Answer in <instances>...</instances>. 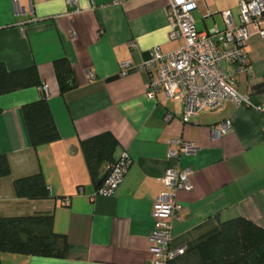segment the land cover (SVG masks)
I'll list each match as a JSON object with an SVG mask.
<instances>
[{"label":"crops","instance_id":"0c3cea01","mask_svg":"<svg viewBox=\"0 0 264 264\" xmlns=\"http://www.w3.org/2000/svg\"><path fill=\"white\" fill-rule=\"evenodd\" d=\"M168 1L77 0L70 6L66 0H32L31 10L22 0L28 11L18 14L13 0H0V62L10 70L38 67L60 133L58 140L31 146L22 109L42 97L40 87L0 96V156L11 166V174L0 178V216L51 212L53 231L69 243L66 257L2 252L1 264H152L153 208L166 190L169 168L195 172L193 189L178 194L183 209L172 249H192L237 217L264 228V111L228 100L184 121L180 101L163 91L156 99L146 96L150 75L136 66L156 48L168 53L183 44L170 37ZM242 1L196 0L198 29L225 28L224 10L239 24ZM251 32L252 74L239 73L236 87L264 106V37ZM64 57L74 85L62 93L54 62ZM125 62L131 64L122 76ZM229 119L231 131L216 134ZM105 132L118 143L114 160L127 149L133 162L113 195L92 198L97 182L82 142ZM182 143L196 145V152L171 157ZM39 172L50 197H18L15 180Z\"/></svg>","mask_w":264,"mask_h":264},{"label":"built area","instance_id":"2783aa9c","mask_svg":"<svg viewBox=\"0 0 264 264\" xmlns=\"http://www.w3.org/2000/svg\"><path fill=\"white\" fill-rule=\"evenodd\" d=\"M27 1L33 10L32 0ZM66 1L70 6L77 5V0ZM13 2L16 13L28 11L22 5V0ZM196 8V0L168 1L170 37L182 39L183 44L168 53L156 48L150 59L136 66L138 69H145L150 75L146 84V96L156 99L163 91L167 97L180 101L184 105V121H190L201 111L217 110L228 100L263 112L264 106L255 103L248 94L241 93L236 82L239 73L252 74L247 62V46L252 36L251 29L264 37V0L242 1L239 5L240 22L237 25L234 24L230 10L222 11L225 23L223 29L217 26L209 30L198 29L194 16ZM130 64H123L122 76L127 74ZM41 89L48 95L45 83ZM171 117L172 114L167 115V119ZM232 128L233 122L229 119L214 132L225 134ZM196 150V145L182 143L180 150L170 151V156L178 158L182 153L192 154ZM132 162L130 153L124 149L115 163L109 165L106 176L92 198L113 195L123 183ZM194 173L191 168H169L163 177L166 190L156 198L153 208L154 227L150 237L152 264H168L170 259L185 251L184 248L172 249V231L174 222L180 218L183 209L178 194L181 190L193 189Z\"/></svg>","mask_w":264,"mask_h":264},{"label":"trees","instance_id":"16d2710c","mask_svg":"<svg viewBox=\"0 0 264 264\" xmlns=\"http://www.w3.org/2000/svg\"><path fill=\"white\" fill-rule=\"evenodd\" d=\"M54 68L62 93L73 87L71 62L67 57L54 62ZM38 67L32 65L10 70L0 62V96L32 87H42ZM23 116L31 146L53 142L60 138L56 119L43 91L42 97L23 106ZM116 138L109 132L82 142V148L90 168L94 171L97 187L115 163ZM106 167V173L101 170ZM11 174L10 160L0 156V178ZM100 181V182H99ZM16 195L28 200H44L50 197L42 172L15 180ZM53 214L29 216H0V254L18 252L48 257H66L69 243L65 235L53 231ZM1 264V260H0ZM168 264H264V228L245 217L221 222L219 232L168 261Z\"/></svg>","mask_w":264,"mask_h":264},{"label":"water","instance_id":"95a60500","mask_svg":"<svg viewBox=\"0 0 264 264\" xmlns=\"http://www.w3.org/2000/svg\"><path fill=\"white\" fill-rule=\"evenodd\" d=\"M106 170H107V168L104 167V168L101 170V174H105V173H106ZM99 182H100V181H99Z\"/></svg>","mask_w":264,"mask_h":264}]
</instances>
